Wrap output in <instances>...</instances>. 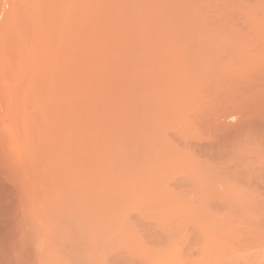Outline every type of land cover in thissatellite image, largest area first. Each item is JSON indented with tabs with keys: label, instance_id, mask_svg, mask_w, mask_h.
<instances>
[{
	"label": "bare ground",
	"instance_id": "1",
	"mask_svg": "<svg viewBox=\"0 0 264 264\" xmlns=\"http://www.w3.org/2000/svg\"><path fill=\"white\" fill-rule=\"evenodd\" d=\"M0 56V83L28 99L0 118V135L17 140L28 161V176L18 171L12 186L19 203L31 190L43 201L22 213L43 217L41 235L51 225L84 228L96 264L176 262L160 244L172 237L171 224L149 223L143 247L130 242L146 205L175 198L155 183L170 164L180 166L179 158L172 159L177 165L145 163L143 123L171 122L170 107L199 89L206 98L254 99L250 115L217 121L218 131L253 123L264 129V0H0ZM225 65L232 68L225 77L204 79ZM30 238L21 251L31 246L32 259L55 250L41 241L34 248ZM61 253L58 264H70Z\"/></svg>",
	"mask_w": 264,
	"mask_h": 264
},
{
	"label": "rangeland",
	"instance_id": "2",
	"mask_svg": "<svg viewBox=\"0 0 264 264\" xmlns=\"http://www.w3.org/2000/svg\"><path fill=\"white\" fill-rule=\"evenodd\" d=\"M2 1L9 3L10 0ZM251 61L249 59L240 63L244 67ZM239 67L240 64L235 70ZM229 69L225 65L220 74L207 75L204 79L208 82L216 75L225 77L224 74L230 73ZM237 76L238 73L233 75ZM215 97L206 98L197 89L187 101L174 103L170 107L171 122L154 127L147 121L142 124L138 136L142 140L141 150L145 154V163L164 166L166 162H180H176L180 165L178 169L171 168L174 165L170 164L160 172L159 182L155 185L162 188L169 186L175 191L176 199L181 193L184 196L181 195L180 201H171L176 200L174 197L164 201V196L159 199L160 203L156 200V204L148 205V209L146 205L147 210L143 211L145 218H135L134 232L137 235L133 232L131 237L134 236V239L130 242L133 248V242L141 240L138 243L143 247L150 240L148 233H145L149 223L156 226L168 223L167 226L171 224L172 229L166 228L172 230V237L169 241L160 237V244L165 249H171L169 252L172 259L176 260L175 264H264V129L253 123L228 133L218 131L215 128L217 121L226 119L235 122L250 115V104L254 99L241 101L222 95L217 99ZM11 103L22 107L28 103V99L22 93L16 94L13 86L0 83V118ZM47 103L50 101L44 104ZM178 113L181 114L178 116ZM155 133L157 137L153 138ZM18 145L20 143L17 140L0 135V264H58L63 259L61 251L68 254L70 264H96L94 258L97 257V251L84 244V228L67 224L65 231L64 228L51 225L41 235L38 231H41L43 217L22 213V208L33 207L37 201L43 204V201L37 192L31 190L32 193L30 191L19 203L12 186L15 182H12L18 171L22 172L23 180L29 172L25 169L28 166L27 156L21 145ZM129 145L130 137L120 143V153ZM200 146L206 149L199 150ZM176 158L180 160L172 161ZM147 159L150 163L146 162ZM150 159L155 163L151 164ZM47 162L48 158H44L43 165ZM143 171L147 172L145 169ZM147 180L146 183H149ZM143 182L141 187L148 188ZM171 194L168 196L172 197ZM93 210L97 211V207ZM77 234L80 235L78 238ZM25 237L33 241L35 239L34 248L41 241L43 245L55 250L47 258L32 259L34 251L31 246L26 248L25 253L21 251ZM85 253L89 255L85 256ZM147 255L143 256L145 261L150 257ZM146 256L148 258L145 259ZM147 261L145 263H149Z\"/></svg>",
	"mask_w": 264,
	"mask_h": 264
}]
</instances>
